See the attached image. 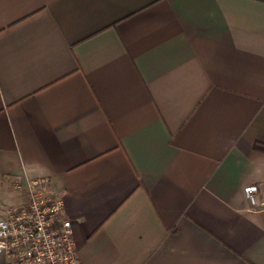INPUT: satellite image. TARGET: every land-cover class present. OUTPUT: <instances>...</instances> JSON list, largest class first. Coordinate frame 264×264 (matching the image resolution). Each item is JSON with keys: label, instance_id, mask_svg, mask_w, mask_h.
Segmentation results:
<instances>
[{"label": "crops", "instance_id": "obj_1", "mask_svg": "<svg viewBox=\"0 0 264 264\" xmlns=\"http://www.w3.org/2000/svg\"><path fill=\"white\" fill-rule=\"evenodd\" d=\"M33 179L80 264H264V0H0V214Z\"/></svg>", "mask_w": 264, "mask_h": 264}, {"label": "built area", "instance_id": "obj_2", "mask_svg": "<svg viewBox=\"0 0 264 264\" xmlns=\"http://www.w3.org/2000/svg\"><path fill=\"white\" fill-rule=\"evenodd\" d=\"M28 186L27 200L0 214V256L6 264H80L63 198L49 192L43 180H30ZM259 193L256 185L245 187L252 207H264Z\"/></svg>", "mask_w": 264, "mask_h": 264}]
</instances>
